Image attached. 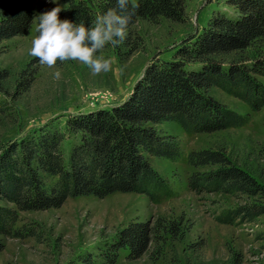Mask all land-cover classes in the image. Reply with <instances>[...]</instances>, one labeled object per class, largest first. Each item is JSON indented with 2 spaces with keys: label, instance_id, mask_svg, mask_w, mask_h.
I'll return each mask as SVG.
<instances>
[{
  "label": "trees",
  "instance_id": "obj_1",
  "mask_svg": "<svg viewBox=\"0 0 264 264\" xmlns=\"http://www.w3.org/2000/svg\"><path fill=\"white\" fill-rule=\"evenodd\" d=\"M227 4L237 11L236 17L214 14L202 31L176 46L170 60H153L122 104L69 116L64 130L47 124L5 140L0 129L1 236H34L33 228L19 227L20 213L59 209L72 198L134 193L160 202L170 187L151 161H176L183 148L176 136L159 132L157 126L173 122L196 135L248 122V117L212 97V89L242 100L253 111L264 108L260 81L264 78V0H227ZM54 6L44 2L37 7L36 0H0V47L28 36L38 23L35 16ZM112 6L113 0H71L60 17L87 24ZM129 11L133 13L130 33L140 20L182 22L186 0H130ZM36 75L27 65L19 73L16 94L27 93ZM9 79L10 73L0 70V92ZM4 113L0 105V116ZM71 137L78 140L66 159L62 143ZM188 164L196 170L188 178V187L198 196L264 199L263 185L222 148L191 151ZM262 214L264 206L250 204L228 210L220 220L234 224L237 219L253 221ZM171 229L175 232V225ZM155 236L156 228L150 223L132 224L116 235L107 252L99 258H83L82 263L117 264L122 249L129 251L131 260L139 259Z\"/></svg>",
  "mask_w": 264,
  "mask_h": 264
},
{
  "label": "rangeland",
  "instance_id": "obj_2",
  "mask_svg": "<svg viewBox=\"0 0 264 264\" xmlns=\"http://www.w3.org/2000/svg\"><path fill=\"white\" fill-rule=\"evenodd\" d=\"M44 2L54 5L36 0L37 7ZM217 13L237 16L227 0H186L182 22L140 20L125 43L103 50L113 63L110 71L99 74L78 60L57 61L52 67L40 64L29 52L38 35L35 24L28 36L13 38L0 47V70L11 75L0 92L5 111L0 116L2 137L17 139L47 124L64 130L69 116L122 104L153 60H170L176 46L202 31ZM27 65L37 71V78L27 93L16 94L19 73ZM56 71L61 73L59 78L54 76ZM260 81L264 84V78ZM209 93L231 111L248 117V122L243 127L196 135L173 122L157 126L159 132L176 136L183 148L176 161H151L170 187L160 202L145 195L117 193L105 199L72 198L63 207L44 212H22L19 227H31L36 234L19 239L0 235V264H83V258H99L107 252L122 229L144 222L156 228L150 249L136 260L122 249L117 264H264V214L253 221L237 219L234 224L220 220L228 210L243 205L264 206V199L198 196L188 187V178L196 171L188 164L189 153L208 148L225 150L264 187V108L253 111L220 89ZM77 140L71 137L62 143L66 159Z\"/></svg>",
  "mask_w": 264,
  "mask_h": 264
},
{
  "label": "clouds",
  "instance_id": "obj_3",
  "mask_svg": "<svg viewBox=\"0 0 264 264\" xmlns=\"http://www.w3.org/2000/svg\"><path fill=\"white\" fill-rule=\"evenodd\" d=\"M51 9L35 16L37 32L31 43L30 55L38 57L40 64L56 66L57 61H81L99 74L110 71L112 58L103 50L121 45L127 38L133 13L130 0H113L112 7L97 14L92 21L61 18L60 13L70 8L71 0H51ZM56 78L60 71L54 73Z\"/></svg>",
  "mask_w": 264,
  "mask_h": 264
}]
</instances>
